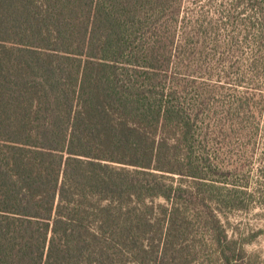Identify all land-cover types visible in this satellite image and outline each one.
<instances>
[{"label":"trees","instance_id":"16d2710c","mask_svg":"<svg viewBox=\"0 0 264 264\" xmlns=\"http://www.w3.org/2000/svg\"><path fill=\"white\" fill-rule=\"evenodd\" d=\"M186 1L0 0V264H248L221 213L264 198V0L216 83L243 42Z\"/></svg>","mask_w":264,"mask_h":264},{"label":"rangeland","instance_id":"374dc122","mask_svg":"<svg viewBox=\"0 0 264 264\" xmlns=\"http://www.w3.org/2000/svg\"><path fill=\"white\" fill-rule=\"evenodd\" d=\"M256 0H188L184 4L186 11L196 10L198 14L204 15V22H211L212 26H218L217 34L219 41L227 43L229 36H234V40L242 41L239 46L235 45L225 54L223 62H228L223 65H216L219 68L213 70L203 69L199 72L201 81H225V69L235 71L237 67L241 71L246 69V65L250 62V57L253 55V45L249 42L246 46L242 36L250 33L245 26L246 21L258 16L255 9ZM257 3V1H256ZM236 15L239 19L231 26V21L228 16ZM252 18V19H253ZM230 25V26H229ZM215 36V34H214ZM254 33L251 34V37ZM252 39V38H250ZM251 41V40H250ZM220 45V44H219ZM206 53L211 54L209 49ZM210 57V56H209ZM218 57V56H217ZM254 57V56H253ZM245 58V61L243 59ZM238 61L244 65L237 64ZM208 62V61H207ZM213 64V62H212ZM198 72V71H197ZM255 82L259 85H264V69L259 70ZM239 91L244 88L239 87ZM260 135L258 140V159L262 161L264 154V115L260 119ZM264 158V157H263ZM155 204L164 203L163 200L154 201ZM243 207L225 210L221 213V219L227 230L228 236L235 239L239 247H242L245 252L244 261L248 264H264V198H249L245 199ZM209 251L206 250L204 260L208 261ZM210 264H219L216 261H209Z\"/></svg>","mask_w":264,"mask_h":264}]
</instances>
